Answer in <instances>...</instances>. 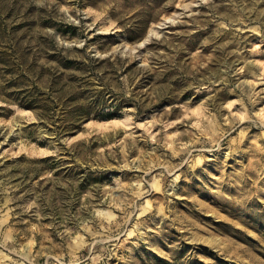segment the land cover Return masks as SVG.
<instances>
[{"label": "rangeland", "instance_id": "374dc122", "mask_svg": "<svg viewBox=\"0 0 264 264\" xmlns=\"http://www.w3.org/2000/svg\"><path fill=\"white\" fill-rule=\"evenodd\" d=\"M220 263L264 264V0H0V264Z\"/></svg>", "mask_w": 264, "mask_h": 264}, {"label": "trees", "instance_id": "16d2710c", "mask_svg": "<svg viewBox=\"0 0 264 264\" xmlns=\"http://www.w3.org/2000/svg\"><path fill=\"white\" fill-rule=\"evenodd\" d=\"M72 63V61L71 60H67L66 61V63L65 64H63V67L65 68V69H70V64ZM81 73V71L80 70H78V73ZM84 107H80L79 109H77L76 111H74V112H65V113H67V115H66V117H69V116H73L72 117V122H71V124L69 125V126H64L63 128H62V133H63V135H65V134H69L70 132H72L73 130H76V129H78L79 127H80V122L83 120V119H85V118H88L90 115H91V113L88 111V110H85V109H83ZM220 264H223V263H220ZM225 264V263H224Z\"/></svg>", "mask_w": 264, "mask_h": 264}, {"label": "water", "instance_id": "95a60500", "mask_svg": "<svg viewBox=\"0 0 264 264\" xmlns=\"http://www.w3.org/2000/svg\"><path fill=\"white\" fill-rule=\"evenodd\" d=\"M150 36H151V34H149L148 36H147V38L142 42V46L148 41V39L150 38ZM88 122V120H86L85 122H84V124L85 123H87Z\"/></svg>", "mask_w": 264, "mask_h": 264}]
</instances>
